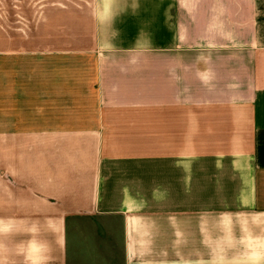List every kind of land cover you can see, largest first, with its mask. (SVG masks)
I'll list each match as a JSON object with an SVG mask.
<instances>
[{"label":"crops","instance_id":"crops-1","mask_svg":"<svg viewBox=\"0 0 264 264\" xmlns=\"http://www.w3.org/2000/svg\"><path fill=\"white\" fill-rule=\"evenodd\" d=\"M0 264H264V0H0Z\"/></svg>","mask_w":264,"mask_h":264},{"label":"rangeland","instance_id":"rangeland-1","mask_svg":"<svg viewBox=\"0 0 264 264\" xmlns=\"http://www.w3.org/2000/svg\"><path fill=\"white\" fill-rule=\"evenodd\" d=\"M42 1L43 2H48V1H51V0H32V3L35 5V9H36V6L37 5H39L40 3H42ZM22 24H20V26H21ZM25 32H26V29H24V30H20V34L21 35H23V34H25Z\"/></svg>","mask_w":264,"mask_h":264}]
</instances>
